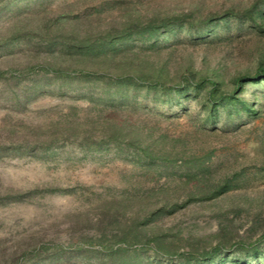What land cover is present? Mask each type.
Instances as JSON below:
<instances>
[{
    "label": "trees",
    "instance_id": "1",
    "mask_svg": "<svg viewBox=\"0 0 264 264\" xmlns=\"http://www.w3.org/2000/svg\"><path fill=\"white\" fill-rule=\"evenodd\" d=\"M113 4L92 13L66 4L55 9L50 0H0L3 101L25 110L56 93L51 86L57 81L71 100L66 114L46 125L7 123L0 130V162L56 165L64 154L72 156L68 161L113 157L141 175H133L120 196L100 198L78 214L76 240L20 245L0 264H264V218L245 236L224 225L204 237L165 227L192 204L245 188L246 169L213 167L212 152L198 156L143 119L184 114L198 132L216 130L223 118L226 126L261 118L264 48L253 67L235 71L222 54L196 50L232 45L234 28L264 33V0L212 12L202 3L149 11L131 2L118 8V19H104L107 10L115 14ZM75 82L78 88L71 87ZM173 166L179 174L174 177ZM143 173L164 182L146 188ZM29 195L0 184V201L19 203Z\"/></svg>",
    "mask_w": 264,
    "mask_h": 264
},
{
    "label": "rangeland",
    "instance_id": "2",
    "mask_svg": "<svg viewBox=\"0 0 264 264\" xmlns=\"http://www.w3.org/2000/svg\"><path fill=\"white\" fill-rule=\"evenodd\" d=\"M50 1L55 9L66 4L75 6V10L92 13L103 5L108 8L114 3L113 5L117 6L114 8L115 14L112 15L107 10L102 15L104 19L110 20L118 19V8L122 4L131 2L149 11L172 5H182L186 8L188 5L202 3L208 12H212L223 10L236 3L248 4L252 0ZM228 36L234 37L232 45L215 43V46L213 44L215 49L211 48L208 51L200 46L196 53L203 55L209 54L210 51L212 54L210 57L222 54L227 58L228 65L233 71L253 67L259 54L258 50L264 48V33L250 28H245L243 31L234 28V32ZM61 84L57 81L51 86L56 89V93L40 97L27 109L18 110L3 101L1 97L3 82L0 81V130L9 122H23L32 126L46 125L66 114V108L71 100L62 95L67 88L63 87L59 90ZM71 87L78 88L77 82ZM254 90L255 88H251L250 92ZM257 91L263 96L261 104L263 114L261 118L243 119L240 126H226L223 118V122L216 130L197 132L184 114L169 120H165L167 116L163 115L143 114V119H146L150 125L158 123L159 130L186 142L189 151L193 149L198 156L212 152L213 167H221L222 170L233 167L246 169L243 177L246 179L245 188L222 200L188 206L166 220L167 229H181L184 236L192 233L204 237L222 225L235 228L238 236H245L253 227L260 228L261 225H257L260 222L259 217L264 218V86L259 87ZM76 103L80 108L85 105V101L81 98ZM158 105L159 103L154 104L152 108L154 107L156 111ZM163 111L167 115L169 110ZM69 157L72 156L62 155L56 165L26 159L0 162V184L14 191L32 194L29 195L32 199L19 203L0 201V259L9 257L20 245L30 248L32 245H43L52 239L76 240L80 233V227L76 226L75 222L78 214L94 207L100 198L120 196L122 190L129 185L131 177L135 176L136 179V174L141 178L135 167L121 159H113V157L102 159L99 156L84 159L79 155V161H68ZM169 171L172 177L179 175L175 172L174 166ZM156 182L163 183L164 180H152L143 173V185L146 188L153 187ZM53 188L57 190L45 191ZM35 192L37 195L34 194ZM260 212L262 215L258 216ZM75 264H88V262L79 260Z\"/></svg>",
    "mask_w": 264,
    "mask_h": 264
}]
</instances>
